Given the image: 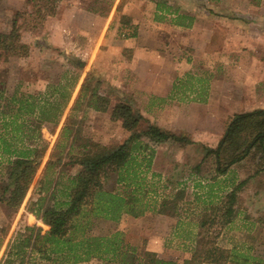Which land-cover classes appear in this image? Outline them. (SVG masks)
Here are the masks:
<instances>
[{
  "label": "trees",
  "instance_id": "trees-1",
  "mask_svg": "<svg viewBox=\"0 0 264 264\" xmlns=\"http://www.w3.org/2000/svg\"><path fill=\"white\" fill-rule=\"evenodd\" d=\"M161 2H157V10L164 9ZM162 16L155 14L154 20L160 21ZM193 20L191 15L176 14L172 22L189 28ZM28 52V45L20 42L19 36L0 33V56L4 60L27 56ZM68 60L77 70L65 69L57 82L45 84L42 90L28 91L30 84L24 81H19L12 92L0 86V202L12 212L22 205L47 151V144L41 139V127L51 126L54 131L61 122L50 155L34 181L24 209L48 228L43 231L35 224L23 225L6 244L0 264H13L14 258L22 264L24 256L32 260L35 258L33 254L44 261L41 264H77L93 258L106 264H177L176 261L158 257L156 252L141 248L138 244H130L120 230L96 235L92 229L99 219L118 222L124 216L139 217L148 210L151 199L140 178L141 163L134 152L139 146L147 149L149 153L142 159L149 167L155 150L146 143H140L142 136L153 142H195L187 135L170 133L152 123L148 124L144 133H132L122 143L115 145H103L93 137L82 135L80 122L85 110L96 108L92 99L97 95L96 87L81 84L64 115L84 64L77 56ZM184 78L175 81L169 100L182 101L186 96L193 95L187 100L205 101L208 77L187 72ZM0 84L3 85L2 82ZM134 105L129 96L122 94L111 110L112 117L119 118L126 130H132L143 119L142 113ZM252 152L258 155L255 172L235 183L219 197V201L210 205L206 217L202 216L198 222V235L212 225L216 218L223 225L232 222L238 194L253 176L260 175L261 182H264V108L234 113L216 146L202 145L201 161L191 167L193 174L200 172L202 162L212 158L215 177L223 175L233 164ZM66 165L81 167L82 171L71 178L73 184L66 193V199L60 201L51 174L58 167ZM113 170L117 172L116 182H123L129 188L125 194L106 190L94 178L100 171L106 176ZM184 196L185 190L180 188L157 202L153 200L154 206L159 212H176ZM257 221L264 225V217H258ZM6 235L7 228L0 227V250ZM202 245L201 255L194 253L191 258L184 259L182 264H264L262 257L238 249L237 246L226 248L213 242H203Z\"/></svg>",
  "mask_w": 264,
  "mask_h": 264
},
{
  "label": "rangeland",
  "instance_id": "rangeland-1",
  "mask_svg": "<svg viewBox=\"0 0 264 264\" xmlns=\"http://www.w3.org/2000/svg\"><path fill=\"white\" fill-rule=\"evenodd\" d=\"M53 4V0H0V33L19 36L20 42L27 44L29 47L27 56L11 57L8 60H4L0 56V82L3 84H0V86L5 87L7 92H12L19 81L30 84L28 85V91L42 90L45 84L57 82L65 69L77 70L76 67L72 66L73 63L68 60V58L76 55L73 54L69 47L67 48L66 39H63L65 35H60L61 37H58V39H52V31H55L53 32L54 34L57 32L56 29H50L53 23H51L52 19L49 15L52 14L51 11L53 12ZM192 50V48L186 49V51L183 50L185 56L174 54L173 56H168V58H186L189 64H192L194 58ZM88 58L89 56L83 60L84 64L79 71L80 77L77 84L84 83L90 87H96L97 95L92 98L96 108L89 107L85 110V116L80 122L82 135L93 137L98 143L103 145H115L122 143L132 133H144L149 123L157 125L158 122L167 120L168 122L162 123L165 125L161 126V128L163 127L162 129L176 135H187L195 142L193 144H184L173 140L153 142L149 138L142 136L139 139L140 143H146L155 150L149 167H146L145 161L142 159L144 156L147 157L149 151L139 146L134 152V155L137 156L136 159L141 163L140 178H142L145 190L148 191L151 199L149 200L148 210L139 217L124 216L118 222L99 219L95 223L92 233L107 235L113 231L120 230L123 232L127 242L132 245L138 244L141 248L145 247L147 249L148 234L146 230L151 231L152 227L161 229V224L154 222L156 217L149 214L151 208H157V206H154L153 200L157 202L160 198L168 196V194L174 193L180 188L185 190V196L179 202L176 212L180 215L190 216L198 225L200 218L204 215L206 217L210 205L219 201V197L226 191L221 189L215 192V187L210 186L211 183H214L221 176L215 177L212 158L202 162L201 170L198 174L191 173V167L201 161L203 155L202 145L216 146L228 120L234 113L232 115L228 114L227 118L210 119L206 118L204 114V116L200 117L199 110L189 109L190 100L187 99L190 97L186 96V99L182 100L184 104H181V107L186 109L184 117L182 116L180 120L171 122L169 119L164 118L159 108H154V111L144 112L149 100L146 99L143 91L134 89L129 92L130 98L135 103V109L142 113L143 119L132 130H126L122 127L121 120L111 115L113 105L120 98L119 93H117L115 88H111L104 82L105 79H103L102 74L97 72L96 66H92ZM215 65L219 66L218 75L227 74L228 71L224 62L219 59ZM205 67L203 63H194L189 72L195 71L197 75L198 73L203 75V70L207 71ZM72 101L73 99L70 100L64 115ZM258 105L264 108V99ZM242 107L244 108L245 106L242 105ZM81 114L82 112L80 111L79 115ZM60 124L61 122L54 131L51 130V126L46 125H43L40 129L41 139L43 143L47 144V151L42 158L34 181L50 155ZM65 150H67L66 147ZM72 151L76 152L77 150L73 149ZM257 160L258 155L252 152L242 161L233 164L220 179L226 177L228 183L233 186L241 179L253 175L257 167L255 164ZM81 169L78 166H60L51 174V178L54 179L53 182H56L57 199L60 201L66 199V193L73 184L71 183V178L79 174L82 171ZM94 178L106 190H115L125 194L129 189L125 187L123 182H116L117 172L115 170L109 171L106 176L100 171L95 174ZM34 181L22 205L16 212H12L3 202H0V227L7 228V235L0 250V258L8 241L14 237L16 231L22 228L23 225L35 224L40 226L43 231L48 228L40 220H37L34 215L24 211L33 190ZM1 187L2 183L0 182V195ZM49 191H51V188ZM235 210L234 219L228 225H223L221 220L216 218L212 225L202 230L201 235H198V226L197 228L194 227L196 228V234H194L195 237L191 244V256L194 253L197 255L202 254L203 242H213L222 247L237 246L238 249L248 250L249 253L264 259V225L257 221L258 217H264V182H261L260 175L253 176L239 192ZM166 212L167 217L165 219L172 226L168 224L167 228L170 231L166 235L167 242L164 243L163 247L172 248L170 254L176 257V260L173 261H176L177 264H182L184 258L181 254L177 256L176 251H181V239L187 236V232L180 227L181 229L177 230L178 233H175L174 223L178 217L172 211ZM32 257L35 258L31 260L29 256H24L22 264H41L44 262L39 259L37 254H33ZM160 258L174 259L161 256ZM13 264H19V260L14 258ZM84 264L106 263L100 259L93 258Z\"/></svg>",
  "mask_w": 264,
  "mask_h": 264
},
{
  "label": "crops",
  "instance_id": "crops-1",
  "mask_svg": "<svg viewBox=\"0 0 264 264\" xmlns=\"http://www.w3.org/2000/svg\"><path fill=\"white\" fill-rule=\"evenodd\" d=\"M53 1L50 29L57 32L52 31V39L65 35L67 48L82 61L89 56L90 64L96 66L104 82L115 88L119 97L122 94L130 97L129 92L134 89L143 91L149 100L144 112L159 108L171 122L184 117L183 101H170L168 97L175 81L183 79L194 63H203L207 68L203 75L189 72L208 77L206 100L189 102V109L199 110L200 117L204 114L210 119L227 118L228 114L262 108L258 104L264 99V0ZM158 1H163L164 9L157 10ZM155 14L164 17L156 21ZM176 14L193 16L192 26L173 24ZM190 48L194 56L192 64L186 58H168L174 54L185 56L183 50ZM219 59L227 67L226 75L217 74L219 66L215 64ZM81 84H77L71 99ZM166 122L152 124L161 128ZM220 177L210 186L215 187V192L221 189L227 192L232 185L226 177ZM166 213L157 208L149 211L161 229L146 230V247L159 257L176 260L170 254L172 248L163 247L170 231ZM174 214L178 217L174 232L178 233L180 227L187 232L181 239V251L176 254L189 259L198 225L188 215Z\"/></svg>",
  "mask_w": 264,
  "mask_h": 264
}]
</instances>
